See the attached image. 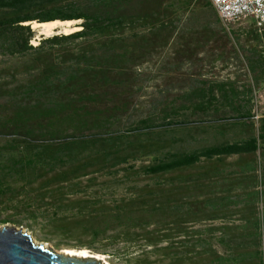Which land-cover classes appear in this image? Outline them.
<instances>
[{"label":"trees","instance_id":"1","mask_svg":"<svg viewBox=\"0 0 264 264\" xmlns=\"http://www.w3.org/2000/svg\"><path fill=\"white\" fill-rule=\"evenodd\" d=\"M195 4L222 23L210 0H0V224L111 264H264V119L251 89L234 108L243 92L195 74L160 124L125 126L144 89L138 67ZM56 20L80 30L34 45L32 23ZM207 27L188 29L178 53L222 41ZM249 40L264 87V30ZM227 104L239 117L187 119Z\"/></svg>","mask_w":264,"mask_h":264},{"label":"rangeland","instance_id":"2","mask_svg":"<svg viewBox=\"0 0 264 264\" xmlns=\"http://www.w3.org/2000/svg\"><path fill=\"white\" fill-rule=\"evenodd\" d=\"M194 7H197V4H195ZM200 8V6L197 7L198 11L195 12V14L183 16L181 20L177 21L176 26H178L179 29L177 33H175V40L170 47L159 50L148 61L142 63L138 67L144 89L142 91V96L135 101L136 106L127 119L125 124L127 128L136 126L141 120L148 118H154L155 124H160V122H162L160 119V112L166 104H175L178 106L182 103L183 95L188 93L190 88V85L187 86L184 84V80L189 78V76L196 74L200 79L205 78L209 82L216 83L227 82V78H234V76L243 78L245 74H249L246 72V66H244L242 61L244 59L247 62V57L251 56L250 53L247 52L249 42H251L250 40H247V42H239L235 38L234 40L231 39L229 43L223 39V35L220 33L223 39L222 41L212 40L207 45L203 47L200 46V48L194 50L195 54L191 57L181 56L178 53V51L182 49L181 46L184 42L182 39L185 40L191 37V35L186 32L188 29L203 30L204 26H208V29L214 30L216 27H219L220 24L223 25V23L218 22L214 13L210 14L201 11ZM253 24L251 20H246L233 25L246 27L253 26ZM36 31L38 34L32 41L34 45H38L39 41L42 39L41 36L49 37L42 35L40 30ZM198 35L199 34H196L195 37H198ZM213 36L214 35H212V38ZM196 51L199 52L196 53ZM255 99L256 114L257 116H261L264 114V96L257 94ZM219 116L227 118L232 116V114L230 112L227 113L226 109L224 113L219 115L213 113H209L208 115L196 114L194 116L188 115L187 119L189 121H211L218 119ZM168 134L177 135L179 131L169 129ZM202 137L203 136L200 138ZM205 137L213 142L211 134H207ZM1 225L4 224H0V226ZM8 225L14 226L12 224ZM15 227L23 228L18 226ZM23 229L28 230L25 227ZM29 232L38 243L43 242L35 237L31 231ZM45 244L47 247L55 249L52 243L48 242ZM55 251H64L65 253L66 249H55ZM93 255L101 259L102 264H111L108 257H100L98 254ZM90 256H92L91 253ZM89 258L86 257V259Z\"/></svg>","mask_w":264,"mask_h":264},{"label":"water","instance_id":"3","mask_svg":"<svg viewBox=\"0 0 264 264\" xmlns=\"http://www.w3.org/2000/svg\"><path fill=\"white\" fill-rule=\"evenodd\" d=\"M101 261L94 256L89 259L68 256L43 242H35L28 230L8 224L0 226V264H102Z\"/></svg>","mask_w":264,"mask_h":264},{"label":"crops","instance_id":"4","mask_svg":"<svg viewBox=\"0 0 264 264\" xmlns=\"http://www.w3.org/2000/svg\"><path fill=\"white\" fill-rule=\"evenodd\" d=\"M214 29V28H213ZM214 30H218L223 35V39L226 40V42L230 43V40H234L236 38L237 41L239 42H247L250 38H252L253 33H259L260 31L257 30L255 24L253 26H237V25H231L229 28H227L225 25H220L219 27H216ZM222 39V36H221ZM222 39V40H223ZM246 44V43H245ZM247 48V47H246ZM243 64L245 67L246 72L249 73L247 62L243 59ZM248 89H251L253 91V94L255 95V98L257 94L264 96V87H258L256 88L253 84L252 76L251 74H245L242 77H237L234 76V78H227V90H234L237 92H243L239 94V98L234 100L235 105L234 108H237V106H244V101L247 99L246 96L243 94L245 91ZM256 101V99H255ZM230 112L232 116L230 117H239L238 114H235L234 112L231 111L230 106L227 104V113ZM228 118V117H227ZM258 119L262 120L264 119V114L261 116H257ZM257 119V120H258ZM247 120H239L237 122H246ZM228 136H231V133L228 134ZM261 150L259 151V156H260V167L263 169L264 172V139L260 143ZM260 188V187H259ZM263 188H264V179H263Z\"/></svg>","mask_w":264,"mask_h":264},{"label":"built area","instance_id":"5","mask_svg":"<svg viewBox=\"0 0 264 264\" xmlns=\"http://www.w3.org/2000/svg\"><path fill=\"white\" fill-rule=\"evenodd\" d=\"M210 2L227 28L251 20L258 31L264 30V0H210Z\"/></svg>","mask_w":264,"mask_h":264},{"label":"bare ground","instance_id":"6","mask_svg":"<svg viewBox=\"0 0 264 264\" xmlns=\"http://www.w3.org/2000/svg\"><path fill=\"white\" fill-rule=\"evenodd\" d=\"M78 22L79 21H65V22H61L59 20H56V21L45 22V23L33 22L32 26H33L34 30H40L41 31L40 33L42 35L50 36V35H53V34H60V33L61 34H70V33H73L75 31H78V30H80V27L77 25ZM33 240L35 242H37L35 238H33ZM62 252L64 253V251H62ZM65 253L68 256H74V257L83 258V259H86V257L89 258V257H93L94 256L87 249H82V250L66 249ZM90 253L92 254V256H90ZM94 257H96V256H94ZM100 257H102V256H100Z\"/></svg>","mask_w":264,"mask_h":264}]
</instances>
